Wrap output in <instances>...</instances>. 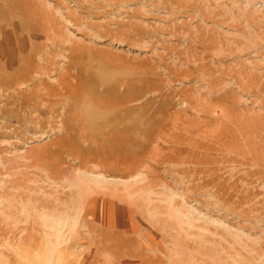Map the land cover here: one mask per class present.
Wrapping results in <instances>:
<instances>
[{
	"label": "rangeland",
	"instance_id": "1",
	"mask_svg": "<svg viewBox=\"0 0 264 264\" xmlns=\"http://www.w3.org/2000/svg\"><path fill=\"white\" fill-rule=\"evenodd\" d=\"M0 264H264V0H0Z\"/></svg>",
	"mask_w": 264,
	"mask_h": 264
}]
</instances>
